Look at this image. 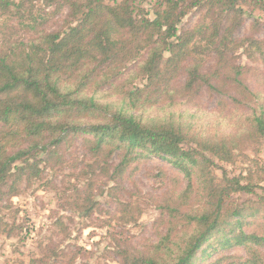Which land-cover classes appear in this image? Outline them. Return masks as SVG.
Instances as JSON below:
<instances>
[{"label": "rangeland", "instance_id": "obj_1", "mask_svg": "<svg viewBox=\"0 0 264 264\" xmlns=\"http://www.w3.org/2000/svg\"><path fill=\"white\" fill-rule=\"evenodd\" d=\"M16 1L22 2L27 18L0 13L2 51L16 41L28 42L42 33L63 32L74 23L67 8L56 10L55 5L48 6L44 0ZM122 1L106 0L111 5ZM155 3L156 0H136V11L153 19ZM201 5L190 9L179 24L182 37L189 32L195 37L188 46L190 55L183 59L168 88L160 85L161 95L140 73L147 55L145 50L126 61L117 59L112 67L104 64L97 68L103 71L93 72L95 77L88 94H96L103 104L113 103L114 110L134 103L137 107L133 112L144 121L148 118L161 123L174 121L188 136L185 147H196L195 140L231 141L233 159L227 163L212 157L213 161L231 177L238 176L243 182L264 187V138L248 133L247 120L264 105V60L257 55L250 57L245 47H236V42L245 37L256 38L264 46V0H238L236 12L230 15L221 13L220 0L213 4L203 0ZM215 31L228 37L229 45H222L220 52H215L221 39L218 35L212 46L201 40L205 33L214 35ZM169 56L166 53L165 59ZM196 62L202 64L200 71L207 74L210 86L199 82L185 89L189 69ZM233 66L245 69V74L238 77L243 85L232 83L234 76L227 70ZM130 92L138 94L128 97ZM83 143L82 135L69 134L55 149L59 163L52 159L41 164L40 179L33 178L31 183L22 181L20 193L0 203V264H123L126 257L133 260L150 254L165 233L167 221L161 213L165 200L186 199L189 205L184 207L185 212L198 209L206 201L197 176L192 177L189 186L184 173L157 156L138 157L116 181L110 177L121 160L115 151L108 174H100ZM208 166L211 176L221 182L220 167ZM87 192L97 202L90 217L69 204ZM262 195L264 190L260 188L254 194H235L230 200L232 204L247 209L244 224L240 228L227 226V230L212 236L192 264L244 262L248 258L244 246L224 247L223 243L240 229L264 234L257 228V225L264 227ZM259 208L258 214H250ZM9 230L11 235L7 234ZM261 251L264 254V248Z\"/></svg>", "mask_w": 264, "mask_h": 264}, {"label": "trees", "instance_id": "obj_2", "mask_svg": "<svg viewBox=\"0 0 264 264\" xmlns=\"http://www.w3.org/2000/svg\"><path fill=\"white\" fill-rule=\"evenodd\" d=\"M44 1L48 6L55 5L56 10L67 8L75 24L68 25L63 32L42 33L28 42L16 41L6 51L0 50V203L20 193L22 181L31 183L33 178L40 179L43 174L40 165L56 160L55 149L69 134L83 136V145L100 174H108L109 161L117 151L121 160L110 176L116 181L138 157L157 156L184 173L189 186L192 177L197 176L206 201L198 209L185 212L184 207L189 205L186 199L165 200L161 205V213L167 221L165 233L150 254L133 260L126 257L123 264H192L200 248L212 236L227 230V226L240 228L244 224L247 209L235 207L231 198L235 194H254L257 188L264 190V187L243 182L238 176L231 177L224 167L213 161L212 157L227 163L233 159L231 141L195 140L196 147H185L188 136L174 121L161 123L156 118L144 121L133 112L137 105L131 102L114 110L113 103H101L96 94H88V89L94 81L93 72L103 71L97 69L101 65L112 67L117 59L126 61L145 50L147 55L140 73L161 95L160 85L163 83L168 88L181 62L190 55L188 46L195 37L193 32L182 37L179 24L190 9L202 6L203 0H156L153 19L136 11V0L112 5L106 0ZM210 1L213 4L215 0ZM237 1L220 0L221 13L230 15ZM0 13L27 18L22 2L16 0H0ZM217 35L221 39L215 52H220L222 45H229L226 35L220 36L215 31L214 35L205 33L201 40L212 46ZM236 45L245 47L250 57L257 55L264 60V46L258 39L245 37ZM166 53L170 55L167 59ZM201 65L196 62L189 69L185 89L199 82L210 86L207 74L200 71ZM82 69L88 71L84 73ZM227 72L234 76L232 83L243 85L238 77L245 74V69L233 66ZM244 89L248 91L246 86ZM136 94L138 92H130L128 97ZM247 120L248 133L264 138V105ZM206 153L211 155L208 157ZM41 154L44 157L41 158ZM210 164L222 170L221 182L211 176ZM260 201L264 207V195L260 196ZM96 203L87 192L84 197L76 196L69 204L90 217ZM259 210L250 214L256 215ZM257 228L264 231L263 226L257 225ZM11 233L12 230L7 232ZM223 245L246 248L248 258L239 264H264L261 251L264 234L240 229Z\"/></svg>", "mask_w": 264, "mask_h": 264}]
</instances>
